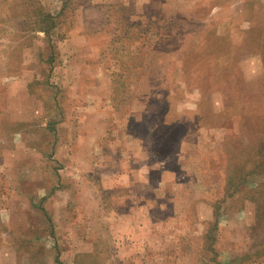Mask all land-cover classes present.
Returning <instances> with one entry per match:
<instances>
[{
	"label": "rangeland",
	"instance_id": "obj_1",
	"mask_svg": "<svg viewBox=\"0 0 264 264\" xmlns=\"http://www.w3.org/2000/svg\"><path fill=\"white\" fill-rule=\"evenodd\" d=\"M0 264H264V0H0Z\"/></svg>",
	"mask_w": 264,
	"mask_h": 264
}]
</instances>
